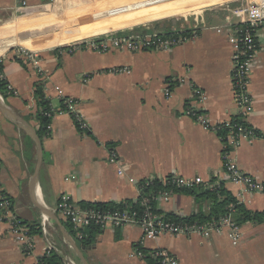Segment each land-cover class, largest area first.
<instances>
[{"label": "crops", "instance_id": "1", "mask_svg": "<svg viewBox=\"0 0 264 264\" xmlns=\"http://www.w3.org/2000/svg\"><path fill=\"white\" fill-rule=\"evenodd\" d=\"M261 1L125 0L118 7L126 12L107 19L109 0H26L23 10L18 7L20 0H0V59L6 80L19 92L13 95L0 89V193L10 196L23 222L41 228L34 235L35 249L28 254L9 224L0 221V264H35L48 243L42 226L47 218L61 264H157L151 256L156 249L176 255L181 264H264V220L239 224L238 244L227 227L209 237L164 234L146 240L141 246L146 257L140 258L131 256L143 234L139 225L107 227L85 243L75 238L71 224L57 211L66 192L80 206L124 204L140 198L131 178L170 175L204 181L219 178L248 210L264 211V192H245L244 184L223 179L221 133L204 128L187 113L193 109L213 124L239 117L229 36L240 21L232 9ZM178 30L196 37L168 50L101 53L78 47L112 33ZM257 44L248 87L254 109L239 119L258 137L232 145L230 153L246 174L264 183V21ZM29 52L40 57L43 75L29 61ZM125 66L128 72L113 71ZM39 85L54 108L62 106L61 97L76 100L91 135L79 132L70 114H56L50 134L41 139L35 94ZM194 85L207 94L202 106L193 97ZM112 153L116 162L110 161ZM158 209L187 217L208 213L210 202L180 192L158 204Z\"/></svg>", "mask_w": 264, "mask_h": 264}, {"label": "built area", "instance_id": "2", "mask_svg": "<svg viewBox=\"0 0 264 264\" xmlns=\"http://www.w3.org/2000/svg\"><path fill=\"white\" fill-rule=\"evenodd\" d=\"M51 2L52 0H44ZM26 0H20L19 9L26 8ZM232 12L239 17V24L236 25L230 33L229 41L233 46V67L231 79L234 88L235 103L238 107V118L226 120L213 124L209 119L200 112L193 109L187 110L188 114H193L204 128L219 133L226 130L225 134H220L224 144L223 161H224V177L237 184L245 185V192H264V183L258 182L252 176L246 174L239 166L237 160L231 155V146L240 144L241 140L253 142L258 137L256 130L249 126L245 121L240 120L247 118L254 109L253 98L249 92L250 74L253 62L255 60L258 44L257 32L264 21V0L255 5L243 4L232 9ZM174 35H166L165 33L151 34H124L118 33L107 34L96 37L92 40L79 44L78 47H87L97 52L105 53L111 49L127 50L130 52H138L147 49L160 50L170 49L180 45L190 38L196 37V34L189 36L185 30L174 31ZM29 61L43 75L41 68V59L34 53L27 54ZM114 72H128V67H116ZM0 79L6 81V91L9 94L19 95L11 84L6 80L3 70L2 60L0 59ZM44 86V85H43ZM45 90V89H43ZM59 95H62V89L56 86ZM193 97L200 106L207 98L206 92L197 86H192ZM46 95V94H45ZM46 97H48L46 95ZM62 99V100H61ZM62 106L50 109L45 115L52 118L56 114H70L74 120L78 121L80 127L87 128L82 113L77 108V101L70 98L61 97ZM202 111V110H201ZM51 125H49V130ZM50 134V133H49ZM111 162L117 161V156L112 153ZM119 174H123V170L119 169ZM155 179L166 181V185L170 188L151 190L148 194L141 197L142 210L132 208H115L100 209L94 207L80 206L75 202L71 193H64L58 203L57 211L62 214L71 224L76 239H83L87 234V229L92 225H97L101 230L107 227L118 228L128 224L139 225L142 229V237L138 245L135 246L131 256L145 258L146 253L141 248L146 240L156 239L164 234L172 235H192L200 234L203 237H209L213 232H221L224 228H230L232 231V240L234 244H238L241 238V227L232 216V211L221 217L219 220L207 222L195 221L192 223H179L168 218V213H164L158 209V204L167 203L174 195L173 188H191L197 184L205 183L207 188H216L222 180L217 178L215 181H204L201 177H186L181 175H172L170 180L165 178H145L136 180L131 178L140 191L151 188ZM1 184V176H0ZM197 213V212H194ZM0 221L7 222L10 226L11 233L15 240L21 245L24 253L31 254L35 249L34 235L29 233L27 223H24L17 215L13 200L4 192L0 193ZM49 219H44L42 226L48 243L42 247V254L38 256L35 264H48L46 258H49L55 250L56 243L49 231ZM157 264H181L179 258L165 249H156L151 252Z\"/></svg>", "mask_w": 264, "mask_h": 264}, {"label": "trees", "instance_id": "3", "mask_svg": "<svg viewBox=\"0 0 264 264\" xmlns=\"http://www.w3.org/2000/svg\"><path fill=\"white\" fill-rule=\"evenodd\" d=\"M165 34L174 35L176 33L174 31H170V32H165ZM0 89L1 90L6 89V81H4L3 79H0ZM35 94L39 106V112L37 113L36 117L40 124V127L37 132L39 137L43 139L45 136H48L50 133L49 125H51L52 119L46 116L45 112L50 109L51 104H50V100L45 96L41 85L36 87ZM75 122L79 132L91 135L90 130H88L87 128L85 129L81 128L79 122L76 120ZM220 133L225 134L226 130H221ZM171 178L172 175L168 176L167 180H170ZM215 180L216 179H212L211 182ZM166 184H167L166 181L164 182L159 179H155L151 188L144 190L143 194L140 195V198L137 201L130 200L127 203L125 202L124 204H115L108 202H92V203H87L84 206L100 208V209L132 208V209L142 210V207L140 205L141 197L143 195L148 194L151 190L170 188V186H167ZM173 191L174 194L180 192L187 193L194 195L198 199H206L210 202V210L208 213L197 212V213H192L187 217H181L173 213H168V218L175 222L192 223L195 221L207 222L212 220H219L221 217L231 212L232 209L234 210L233 212L237 214L235 220L239 224L249 220L255 222H261L264 220V211L253 212L251 210H248L242 203L238 201V199L230 191H228L224 187V182H221L219 186L213 189L207 188L205 186V183H203V184L194 185L191 188H173ZM27 225L29 227V233L31 235L40 234L41 228L38 223H27ZM87 230H88V234H86V236L82 240H80V241H84L85 243L92 242L93 241L92 237L101 231L100 227L97 225H92ZM46 262L48 264H61L62 259L54 250L51 256L49 258H46Z\"/></svg>", "mask_w": 264, "mask_h": 264}, {"label": "rangeland", "instance_id": "4", "mask_svg": "<svg viewBox=\"0 0 264 264\" xmlns=\"http://www.w3.org/2000/svg\"><path fill=\"white\" fill-rule=\"evenodd\" d=\"M124 1L125 0H109L108 4H110L111 7L109 8V10L107 12V19L112 18V17H117L120 14L126 12V11H124L125 8L118 7V5L126 4ZM128 1L130 2L133 0H128Z\"/></svg>", "mask_w": 264, "mask_h": 264}, {"label": "bare ground", "instance_id": "5", "mask_svg": "<svg viewBox=\"0 0 264 264\" xmlns=\"http://www.w3.org/2000/svg\"><path fill=\"white\" fill-rule=\"evenodd\" d=\"M163 1L169 4H176V3H191L195 0H163Z\"/></svg>", "mask_w": 264, "mask_h": 264}, {"label": "water", "instance_id": "6", "mask_svg": "<svg viewBox=\"0 0 264 264\" xmlns=\"http://www.w3.org/2000/svg\"><path fill=\"white\" fill-rule=\"evenodd\" d=\"M38 145H39V149H41V143L40 142H38Z\"/></svg>", "mask_w": 264, "mask_h": 264}]
</instances>
